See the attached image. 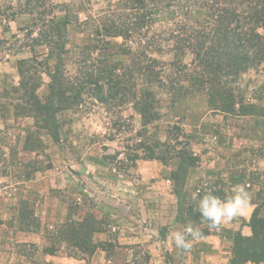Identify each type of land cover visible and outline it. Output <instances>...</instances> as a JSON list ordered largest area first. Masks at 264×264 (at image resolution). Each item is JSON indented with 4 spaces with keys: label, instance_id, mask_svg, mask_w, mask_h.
Returning <instances> with one entry per match:
<instances>
[{
    "label": "rangeland",
    "instance_id": "374dc122",
    "mask_svg": "<svg viewBox=\"0 0 264 264\" xmlns=\"http://www.w3.org/2000/svg\"><path fill=\"white\" fill-rule=\"evenodd\" d=\"M17 1L0 0V4L3 8L10 4L17 7ZM117 1L47 0V5L58 7L55 13L59 19L64 18L60 8L70 4L81 23L70 26L62 56L72 77L84 68L85 52L88 66L111 55L121 59V38H109L108 49L84 50L93 43V21L111 14ZM191 11L195 21L205 18L203 9L193 7ZM32 22L29 15H19L9 23L0 17V264H151L160 257L169 264L170 257H183L185 252L174 242L162 249L155 243L157 234L152 231L158 225L152 217L141 216L142 203L137 195L140 192L154 210L157 191L164 193L165 202L158 203L166 212L164 226H158V241L166 239L176 224L177 197L169 178L178 160L168 158L173 147L179 151L190 145L199 158L186 186L187 194L197 203L199 190H222L228 196L239 180L251 185L246 186L251 201H256L259 193L264 195V119L213 112L203 93L175 96L169 77L175 78L178 72L168 66L173 60L170 44H163L161 51L153 54L165 67V86L155 89L158 119L153 124L145 129L130 104L107 106L85 94L76 107L57 115L60 141L55 143L29 112H20L25 106V92L18 62L33 61L32 71L41 79L37 95L42 102L49 95L47 72L55 71L60 63L58 55L49 57L47 45L36 42L41 25L27 36ZM155 29L158 32L162 26ZM133 47L137 49V45ZM192 60L188 53L183 61L190 73L194 70ZM236 88L245 103L264 107V63L242 75ZM175 126L182 135H177ZM157 142L168 147L156 149ZM140 143H146L169 163L145 160L150 153ZM26 210L30 215L24 224L21 221ZM89 219H95L100 229L93 240L112 243L111 252L98 249L91 258L74 252L68 242V228ZM145 227L146 231L142 229ZM178 227L176 230L184 225L178 223ZM199 227L215 228L207 223ZM125 231L143 242L120 244ZM200 243L194 240L192 247L197 249ZM52 249L57 250L55 255L49 254Z\"/></svg>",
    "mask_w": 264,
    "mask_h": 264
},
{
    "label": "trees",
    "instance_id": "16d2710c",
    "mask_svg": "<svg viewBox=\"0 0 264 264\" xmlns=\"http://www.w3.org/2000/svg\"><path fill=\"white\" fill-rule=\"evenodd\" d=\"M17 2V7L10 4L3 8L0 4V17L9 23L19 15L31 16L33 22L27 36L33 35L41 25L37 44L47 45L49 57L58 55L60 59L55 71L47 72L50 82L45 102L37 95L41 79H38V72L32 71L33 61L18 62L21 86L25 92L22 98L25 106L20 112H29L55 143L60 141L57 115L76 107L85 94L107 106L112 103L118 106L130 104L141 116L145 129L153 124L158 119L155 89L165 86L163 61L153 54L161 51L163 44L171 45L173 60L168 66L178 72L175 78L169 77L175 96L182 98L195 92L203 93L213 112L264 119V107L245 103L236 88L242 75L264 63V0H118L111 14L93 21V43L86 45L84 50L108 49L109 38H121L124 44L119 54L121 59L115 60L117 55H111L110 58L95 59L88 66L85 52L84 68L75 77L62 59L70 26L81 24L79 17L72 14L70 4L60 8L64 18L59 19L55 13L58 7L47 5V0ZM193 7L204 10L203 20L192 18ZM156 26H162V29L157 32ZM188 53L193 55L191 66L194 70L191 73L183 62ZM174 128L177 135L183 134L179 127ZM140 144L150 153L145 160H157L163 165L169 163L166 157L156 154L146 143ZM164 145L168 147L157 142L155 148L161 149ZM170 153L172 156L168 158L178 160V167L169 178L177 197L175 221L184 226L191 222L194 227H202L206 223L201 224L197 201L186 192L189 173L197 166L199 158L190 145L179 151L173 147ZM209 190L222 199L226 197L222 190ZM209 190H199L198 198ZM261 200H264V195L259 193L256 201H251L255 206L247 224L251 235L236 232L232 236L230 264L264 263V203H259ZM24 213L21 222L25 224L30 212L26 210ZM97 224L95 219H89L69 226L68 242L74 252L91 258L98 249L106 253L113 250L112 243L93 240L94 234L100 231ZM200 231L202 238L209 234V229ZM48 252L55 255L57 250Z\"/></svg>",
    "mask_w": 264,
    "mask_h": 264
},
{
    "label": "crops",
    "instance_id": "0c3cea01",
    "mask_svg": "<svg viewBox=\"0 0 264 264\" xmlns=\"http://www.w3.org/2000/svg\"><path fill=\"white\" fill-rule=\"evenodd\" d=\"M236 182H238L237 185H240V184L242 185V183L245 181L239 180ZM245 186H247V188H249L251 185L247 184L245 182ZM156 187L157 186L154 185V188H156ZM163 194L164 193H162L160 195V192L157 191V195H156L157 200L155 201V202H157V205H156V208L154 210H152V209H150L151 206L146 203L145 199H143L145 197L140 192L137 193V195H139L138 196L139 200L142 203V205H141L142 206V208H141L142 209L141 210L142 215L141 216L145 219L147 216L152 217L153 219H155L154 222L158 226L161 225V227L164 226L163 221H164V215L166 214V212H164V210H163L164 207L158 203H164L165 202V200L163 199V197H164ZM145 204H147V205H145ZM254 208H255V206L252 205V207L250 209H248V211L245 214H242V215L234 218L230 222H225L219 228L215 227V228L209 229V234L207 236H205L204 238L201 237L199 239H196L197 242H201L200 247H198L197 249H194V247H192L189 252L184 253L183 257H170L171 263H169V264H230L231 259H232L231 249L233 246L232 236L236 232H241L244 236H250L251 235V229L247 226V224L251 218V215H252ZM175 210H176V212L174 215L176 216L177 215V207L175 208ZM262 214L264 215V207L262 208ZM131 219L134 220V217L131 216ZM159 222H161V224ZM173 223H176V222L174 221ZM132 225H133L132 227L135 228V225L133 223H132ZM158 226L155 227L157 232L156 231H152V232L157 234V237L155 239L156 240L155 243L159 246H162L161 247V249H162V248H164V245H166L168 242L172 243L173 241L171 239H169V235H168L166 239H162L159 242L158 241V238H159ZM177 228H179L178 223H176L174 225L173 231H175ZM142 229H144L145 231L147 230L146 227L142 228ZM140 232H141V230H140ZM125 234H126L125 236L123 234V236H124L123 238H120L121 239L120 244L131 245V244H140L141 242H143L140 240L139 237L132 236V234H134V233H129V231H127ZM140 236L143 237V234L140 233ZM171 243H169V244H171ZM169 250H172V249H169ZM172 252L173 251L169 252L170 255L175 256V253H172ZM180 256H181V254H180ZM165 262H166V260L164 258L160 257L159 261L156 260L155 263L152 261L151 264H167ZM248 264H252V263H248ZM261 264H264V263H261Z\"/></svg>",
    "mask_w": 264,
    "mask_h": 264
},
{
    "label": "clouds",
    "instance_id": "9594fccd",
    "mask_svg": "<svg viewBox=\"0 0 264 264\" xmlns=\"http://www.w3.org/2000/svg\"><path fill=\"white\" fill-rule=\"evenodd\" d=\"M251 207V195L245 185H235L232 188V194L223 199L215 195L211 190L206 191L197 203L201 224L207 223L209 227L216 228L245 214ZM201 235L200 227H194L189 222L180 230L170 231L169 239L174 242L178 250L189 252L192 242L201 238Z\"/></svg>",
    "mask_w": 264,
    "mask_h": 264
}]
</instances>
